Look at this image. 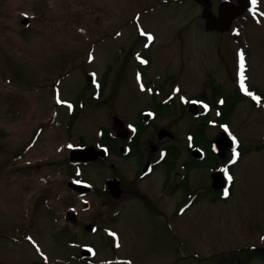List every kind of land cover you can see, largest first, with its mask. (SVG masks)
Returning <instances> with one entry per match:
<instances>
[{"label": "rangeland", "instance_id": "rangeland-1", "mask_svg": "<svg viewBox=\"0 0 264 264\" xmlns=\"http://www.w3.org/2000/svg\"><path fill=\"white\" fill-rule=\"evenodd\" d=\"M253 7L252 0H0V26L9 23L0 28V264H23L25 255L40 264L39 250L58 264H87L78 256L89 242L97 251L93 264L111 257L105 264H126L113 257L131 264H218L227 254L264 249V108L251 103L264 94V0ZM23 16L33 17L25 30L16 21ZM241 54L246 85L258 95H246L239 83L244 97L233 107L227 131L241 153L235 150L234 163V151L218 159V165L233 163V179L227 196H214L208 188L215 157L207 149L204 160H191L188 135L202 119L206 140L221 131L212 97L234 92ZM89 71L100 82L98 95L95 87H84ZM80 91L82 108L74 116L69 104L77 103ZM199 97L210 104L201 120L179 104ZM156 106L161 110L149 129L163 124L174 133L179 160L193 167V205L171 217L175 196L166 200L157 189L153 197L167 220L125 208L123 199L102 207L99 232L70 226L66 211L84 206L66 182L77 174L97 186L110 172L106 162L71 167L70 149L101 141L99 132L111 127L113 115L137 123L142 109ZM88 200L91 209L81 217L100 209L95 196ZM111 208L121 209L116 219H107ZM9 234L19 242L28 234L34 244H14Z\"/></svg>", "mask_w": 264, "mask_h": 264}, {"label": "flooded vegetation", "instance_id": "flooded-vegetation-1", "mask_svg": "<svg viewBox=\"0 0 264 264\" xmlns=\"http://www.w3.org/2000/svg\"><path fill=\"white\" fill-rule=\"evenodd\" d=\"M26 17V16H23ZM22 17V18H23ZM4 16L0 15V20H2ZM21 19L16 20L18 25L22 26V29H27L29 26V23L31 21V18H28L29 21H27L26 24H23L21 22ZM2 25V23H0ZM9 25V23L4 24L3 26H0V28L6 27ZM176 87V91H177ZM172 95H169L171 98ZM195 102L197 105H201L202 101L198 98L193 99H180L179 104L182 108V111L188 113L190 116L194 117L196 115L190 114V107L189 104ZM156 109H142L141 110V118L138 119L137 123L134 122H126L122 125V128L119 129L120 126L111 124V127L106 130L105 132H99V136L102 138L101 141H96L95 147L96 148H102L106 151V155L101 157L99 156L95 161L93 162H87V163H76V164H89V163H98V162H106L107 167L110 172L108 174L104 173L100 175L101 182L97 186H93L88 181L86 183L93 186L92 191H88L86 193H77L74 191H70L72 194L71 196L74 197V195L81 201L83 204L84 202H89L88 197L95 196L96 200L98 201L97 206L100 208L96 213H93V215L86 214L92 216L91 220L87 217H81L80 213L82 211L87 212V210H90L91 204L87 206V208H84L80 211H74L75 217L74 220H67L66 213L69 211H66L65 213V219L67 223L72 227H78L80 230H84L83 232H87L90 234H95L96 231L99 232L100 225L96 222L103 220V209L104 205L108 202L116 203L121 202L123 199H125L126 207L132 206L136 207V209H139L141 211H145L148 214H155L156 216L160 218H165L167 220V216H165V210L162 211V209L159 207V201L158 199H154L153 194L158 189L159 192H163V196L166 200H172L175 196L174 201L171 203L172 206L170 208L171 217H175L176 215H179L180 211V195H184L186 192L185 189L181 186L180 180H189V172L193 169L192 166H189L188 160L180 161V154H179V146L173 143L175 140L174 133L168 129L167 126H164L163 124L160 126H155L151 129H149L151 124L149 125V122L151 120H154L157 115V111L161 110L160 107L156 106ZM199 108V106H198ZM197 108V111H198ZM144 113L150 114L151 120L149 122L143 121V115ZM125 130V131H123ZM161 130H166L167 132H160ZM119 132V133H118ZM160 134V137H159ZM211 144V143H210ZM196 146L189 143L187 145V151L190 155V152L193 148ZM205 147V146H204ZM200 151L202 152V155L199 159V161L204 160L206 157V150L199 147ZM191 160H194L189 156ZM125 159H133L131 163H128ZM122 162L123 165V171L120 168L119 163ZM219 162V161H218ZM223 165V164H221ZM220 164H216L215 168L213 170H220L223 168ZM180 168H182L183 173L180 175ZM163 170L162 175L160 176L159 173L157 175V170ZM157 171V172H156ZM211 171V172H212ZM210 172V174H211ZM151 176H155L157 178L156 183H153L154 181L150 180L149 178ZM117 178V185L121 189V196L119 198H115L114 195L111 193H106L103 191L104 189V183L106 179L110 178ZM180 177V178H179ZM179 178V179H178ZM182 178V179H181ZM149 179V181H147ZM86 181V180H85ZM186 187L188 189V203L192 202L195 198V193L191 192V188L188 186V183L186 184ZM209 190V189H208ZM210 192V191H209ZM124 201V200H123ZM107 203V204H108ZM187 203V204H188ZM137 204V205H135ZM109 205V204H108ZM124 205V206H125ZM110 207V206H109ZM191 207V206H190ZM189 207V208H190ZM107 219H116V216L120 215L121 209H107ZM165 216V217H164ZM96 218V219H95ZM91 220V221H90ZM87 224L93 225L92 231H86L85 226ZM108 238H112L111 241L114 242L113 236H108ZM10 239V238H9ZM13 240L12 242L14 244L19 243H25L27 240H24L22 242H19V238L17 235H13L11 237ZM20 244V245H21ZM83 248H89L92 250L91 257H84L81 255ZM79 256L78 259L81 261H84L87 264H93V259L97 255V251L92 243H85L82 244L79 248ZM38 257L42 262L40 264H58L57 259L51 261L47 254L45 252H37ZM28 257L25 255L24 259L21 260L23 264H34L36 260H29L26 261ZM117 257H113L114 263H126L131 264L130 260L128 258H125L124 261L120 262V260ZM101 263H112V257L107 258V260H103ZM63 264V263H62Z\"/></svg>", "mask_w": 264, "mask_h": 264}, {"label": "water", "instance_id": "water-1", "mask_svg": "<svg viewBox=\"0 0 264 264\" xmlns=\"http://www.w3.org/2000/svg\"><path fill=\"white\" fill-rule=\"evenodd\" d=\"M24 24L27 23V19H24L22 21ZM87 80L89 82H91L93 80V74L92 73H88L87 74ZM192 113H195V107L193 105L190 106L189 109ZM114 123L117 124H121L120 121L117 118H114ZM160 132H166L165 130H161ZM160 137V134H159ZM233 144V139L230 136V134H228L225 131H222L219 133V135L216 137V139L213 141L212 143V150L218 154L220 157H224L225 156V151L227 148L231 147ZM99 155H104L102 150H96L94 147L92 146H87L81 149H73L70 151L69 154V160L70 161H92L95 160ZM191 155L195 158H198L199 152L197 150H192ZM211 178H212V182H211V187L213 189H221L224 186V178L222 177V174L220 172H214L211 174ZM67 185L78 191V192H85L87 190H90L91 187L90 186H85V185H79V184H75L72 182H68ZM104 192L106 193H111L112 195H114V197H119L121 196V190L119 189L118 185H117V178H111V179H107L105 184H104ZM88 205V204H85ZM67 217L71 220H74L73 218V213L69 212ZM87 229H90L91 226L88 225L86 226ZM86 250L82 251V254H85Z\"/></svg>", "mask_w": 264, "mask_h": 264}, {"label": "trees", "instance_id": "trees-1", "mask_svg": "<svg viewBox=\"0 0 264 264\" xmlns=\"http://www.w3.org/2000/svg\"><path fill=\"white\" fill-rule=\"evenodd\" d=\"M264 97V96H263ZM215 97L213 96V99ZM227 99H230V103L228 105V109L225 108ZM223 97V105L222 106H218L217 110H218V116L217 118L214 120L216 122V124L220 125V123H228V118L229 115L233 109V107L237 104L238 101L242 100V96L239 94L238 90L235 89L234 92L232 94H230L228 96V98ZM264 99V98H263ZM215 105V104H214ZM75 116V115H74ZM201 120V119H200ZM203 120V119H202ZM202 120L199 122V124H197V126L194 129V133H193V140L196 144H199L201 142H205L204 140L205 137L203 135V130H204V123H201ZM73 122V118L71 117L70 120V124L72 125ZM192 134V133H191ZM264 146V145H262ZM238 149V147H237ZM0 150H5V147L3 146V144H0ZM239 153H241V147L239 145V149H238ZM231 165H229L228 168V172L231 174ZM182 185L186 188V182H182ZM231 188V185L229 186V190ZM214 196H218L219 192H212ZM45 198V197H42ZM255 258H260L264 260V249L261 248H249V249H245L236 253H232V254H227L222 256L219 259V263L218 264H246L248 262H250L252 259Z\"/></svg>", "mask_w": 264, "mask_h": 264}, {"label": "snow or ice", "instance_id": "snow-or-ice-1", "mask_svg": "<svg viewBox=\"0 0 264 264\" xmlns=\"http://www.w3.org/2000/svg\"><path fill=\"white\" fill-rule=\"evenodd\" d=\"M256 3H257V0H252V4L254 6L253 10H255ZM143 34L144 33H142V35ZM148 39H149V41H151L153 39V37L151 35H148ZM240 68H241V72H240V86L247 94L252 95L250 92H248V90H247V88L245 87V84H244L245 77H244V56H243V54H241V56H240ZM253 98L256 99L257 101H259V99H260L259 97H255V96ZM60 102H62V101H60L59 98H58V103H60ZM205 107H207V106H205ZM225 131H227L226 128H225ZM232 139H233L234 142L236 141V138L234 136L232 137ZM69 147H71V145H69ZM238 156H239V153H236L235 149H234V160H233V163L235 162V157H238ZM224 171H225V174L227 175V169H225ZM227 179H228L229 182H231L233 178L230 175H227ZM224 195L225 196L228 195V190L227 189H225Z\"/></svg>", "mask_w": 264, "mask_h": 264}]
</instances>
